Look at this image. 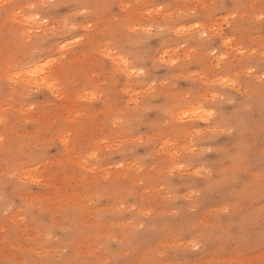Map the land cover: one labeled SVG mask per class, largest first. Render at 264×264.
Listing matches in <instances>:
<instances>
[{"label": "rangeland", "instance_id": "rangeland-1", "mask_svg": "<svg viewBox=\"0 0 264 264\" xmlns=\"http://www.w3.org/2000/svg\"><path fill=\"white\" fill-rule=\"evenodd\" d=\"M0 264H264V0H0Z\"/></svg>", "mask_w": 264, "mask_h": 264}]
</instances>
